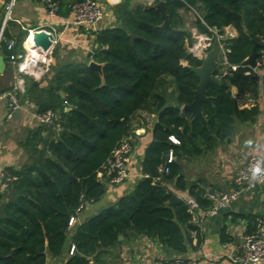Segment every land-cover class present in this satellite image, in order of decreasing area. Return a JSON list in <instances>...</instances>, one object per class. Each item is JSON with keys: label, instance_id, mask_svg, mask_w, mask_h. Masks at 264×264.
Here are the masks:
<instances>
[{"label": "trees", "instance_id": "trees-1", "mask_svg": "<svg viewBox=\"0 0 264 264\" xmlns=\"http://www.w3.org/2000/svg\"><path fill=\"white\" fill-rule=\"evenodd\" d=\"M78 1L60 0V5ZM164 1L170 27H163V17L154 5L114 0L115 21L98 32V46L88 60L52 65L47 86H42V80H32L26 88V98L37 106L38 113L51 109L59 114L60 128L39 127L24 144L28 163L7 169L16 179L7 190H0V264H46L48 254L63 253L71 217L81 204L104 195L106 187L98 176L101 166L128 136L130 118L143 108L159 114L155 140L143 161L148 176L116 205L75 229L74 254L66 264H91V257L97 260L119 244L121 235L128 238L135 233L158 238L173 252H187L192 243L190 232L198 233V227L187 201L158 180H173L179 189L187 188L179 159L202 154L216 144L215 137L230 135L236 119L254 121L259 114V107L240 109L232 88L254 98L264 88V75L261 80L260 74H247L250 69L243 67L253 41L264 34V0ZM182 10L197 13L195 28L201 32H208L209 26L219 30L232 27L237 33L225 45L229 63L240 67L208 84L212 102L202 104L206 126L191 122L190 112L181 113L183 105L193 102L199 82L188 66L202 62L188 52L192 37ZM25 37L16 40L14 52L25 54ZM2 49L8 59L11 52L5 44ZM91 59L102 64V74L89 67ZM170 86L173 91L168 92ZM65 101L71 106L68 111ZM45 130L49 131L46 138L42 137ZM171 136L180 144H173ZM170 151L177 160L169 163L166 155ZM160 167H168L169 172H160ZM190 193L198 204H211L197 184Z\"/></svg>", "mask_w": 264, "mask_h": 264}, {"label": "crops", "instance_id": "crops-1", "mask_svg": "<svg viewBox=\"0 0 264 264\" xmlns=\"http://www.w3.org/2000/svg\"><path fill=\"white\" fill-rule=\"evenodd\" d=\"M8 1L0 0V28L4 5ZM100 1L105 11V18L99 27L92 29L73 24L65 25L51 20L45 6L39 0H17L13 9L14 19L8 23L4 36L16 41L25 34L26 39L30 31L55 29L58 41L54 47L55 55L52 65L87 61L89 55L98 46L96 42L98 32L112 26L115 21L111 9V3L114 0ZM132 1V4L137 3L134 6L139 5V0ZM181 13L183 15V11ZM60 16L71 18L67 5L62 4ZM23 47L25 49L24 42ZM1 56L5 58V67L0 72V95L19 86L21 106L9 117L8 100L0 97V173L9 168L18 169L28 163L29 155L24 148L26 139L44 124L37 118V106L26 98V88L30 86L32 80H42V86L45 87L53 75L51 65L50 71L37 79L33 75L36 67L34 63L29 69H26L22 66L23 59L12 62L4 54ZM263 75L264 70L259 75L261 80ZM171 91H173V86L168 87V92ZM263 92L264 88L262 87L259 97L254 98L249 93L239 94L236 88H232V95L237 100L240 109L259 107V114L254 121L242 122L236 119L227 138L218 139L215 137L216 144L212 148L204 150L198 156L179 159L181 175L187 183V188L179 189L173 180L166 182L160 178L158 182L185 201L195 199L190 193V188L194 184H197L198 189L202 191V186H209L220 192L237 189L236 174L245 165L248 157L256 155L264 160ZM64 106L66 111L70 109L65 104ZM56 114L59 119V114ZM158 115L151 108H143L130 118V130L126 138L130 140L133 151L128 179L121 184H113L107 176L101 178L106 187L104 195L97 201L86 204L78 213L75 222L70 225V233L63 253L56 257L48 254L46 264H66L74 254L75 246L72 243V234L75 229L100 214L104 209L116 205L121 197L131 193L137 183L146 177L143 171V161L146 150L155 140L154 128L159 121ZM56 129L58 128L56 127L54 130ZM47 136H49V131L45 130L42 137L46 138ZM171 137L170 140L173 144H180L175 136L173 137L179 143L173 142ZM170 156L177 160L173 151L166 155V159H169ZM206 201L210 202L207 199ZM263 204L264 182L255 188L243 190L235 201L214 215H207V209L211 204L209 206L198 204V208L192 213V221L199 231L198 233L197 231L196 233L195 231L190 232L192 243L188 246L186 253L173 252L158 238L135 233L128 238L121 235L123 239H119V244L101 253L97 260L91 257L90 263L159 264L183 258L195 259L198 264H234L229 260V256L242 242L243 236L253 228L256 219L262 213ZM260 264H264V262Z\"/></svg>", "mask_w": 264, "mask_h": 264}, {"label": "built area", "instance_id": "built-area-1", "mask_svg": "<svg viewBox=\"0 0 264 264\" xmlns=\"http://www.w3.org/2000/svg\"><path fill=\"white\" fill-rule=\"evenodd\" d=\"M17 0H9L4 5V13L2 25L0 28V55L3 54L2 44H5L8 51L11 53L8 55V59L12 62H16L19 59H23V68L29 69L32 63L36 65L33 75L39 79L44 74L50 71V67L53 64L54 59V47L57 44L56 30H43L48 34H52L54 39L52 41V47L45 52V56L42 58L38 54L33 55L31 52L34 49H30L27 46V42L34 48L40 49L35 46L32 31L28 34L24 41L25 54L22 55L18 52H14L16 41L14 39H7L4 34L8 23L14 19L13 9ZM46 8L51 20L59 22L65 25L73 24L78 26H85L88 28L96 29L105 18V11L100 0H81L78 2L70 3L67 5L71 18L60 16V0H39ZM112 1V0H111ZM149 5H153L159 0H147ZM195 14H197L194 11ZM208 32H201L197 28L191 31L192 41L188 45V52L193 56L201 59L204 55L213 47L215 43H218L221 48L219 55L221 63L227 64L228 69L223 72H217L214 78L218 81L225 75H232L240 65H232L229 63L227 53L229 49L226 48V41L237 35L236 31L232 27H225L223 30H219L215 27L207 26ZM257 41L264 44V34L258 36ZM41 50V49H40ZM43 51V50H41ZM243 67H248L251 72L260 74L264 70V47H260L258 50V58L256 60V66L251 67L248 64H244ZM19 86H15L12 90L3 92L0 97L7 98L9 105V114L11 117L21 106V100L19 97ZM64 104L71 107L70 104L65 101ZM264 117V109H263ZM37 118L44 125H54L58 129L60 123H58V117L55 111L49 109L42 113H37ZM172 141L179 143L173 136ZM133 147L127 138L123 139L119 145L112 151L108 160L101 166L99 171V178H103L105 175L110 179L113 184H121L125 182L129 177V164L132 158ZM173 157L170 156L168 162H172ZM160 172L168 173V167H160ZM146 177L148 175H145ZM16 179L8 170H3L0 173V190H7L12 182ZM264 182V160L256 155H250L245 165L237 172L235 177V183L237 189L230 192H220L212 189L209 186H202L203 197L211 202L210 207L207 209V215H214L220 209L227 207L230 203L235 201L243 190L255 188L258 184ZM190 213L198 208V202L195 199H188ZM86 204H81L75 215L70 219V225H72L78 213L85 207ZM196 233V231H195ZM229 260L234 264H260L264 262V204L261 215L256 219L255 226L251 232L246 233L242 242L236 247L229 256ZM91 264H98L97 262H91ZM159 264H198L194 259L176 258L166 263Z\"/></svg>", "mask_w": 264, "mask_h": 264}, {"label": "water", "instance_id": "water-1", "mask_svg": "<svg viewBox=\"0 0 264 264\" xmlns=\"http://www.w3.org/2000/svg\"><path fill=\"white\" fill-rule=\"evenodd\" d=\"M154 7L160 11L163 17V27H170L169 16L166 12V2L164 0H159ZM35 46L40 48L43 51H47L52 47V41L54 36L48 34L43 30H38L32 35ZM133 37V36H132ZM260 47H264V44L259 43L258 41H253V47L249 58L246 60V64L251 67L256 66V60L258 58V50ZM221 48L218 43H215L213 47L204 55L200 66H188L186 61H181V64L188 66L191 71H193L199 78L198 84L195 86L193 91L194 99L191 104H186L182 106V114L190 112V121H198L204 126H206L207 121L203 115L202 104L211 103L212 98L207 95V86L210 83H216L217 80L214 78L215 73L223 72L228 69L227 64L221 63L220 55ZM5 67V58L0 57V72L4 70ZM89 67L97 69L102 74V64H99L95 61H90ZM119 239H123L122 236ZM46 253H49V249L46 250ZM0 257H3L0 254Z\"/></svg>", "mask_w": 264, "mask_h": 264}, {"label": "rangeland", "instance_id": "rangeland-1", "mask_svg": "<svg viewBox=\"0 0 264 264\" xmlns=\"http://www.w3.org/2000/svg\"><path fill=\"white\" fill-rule=\"evenodd\" d=\"M138 4L143 6H150L147 0H139ZM133 5H137V3L136 4L133 3ZM182 11H183V17L185 19V25L191 32L195 28L196 14L194 13L193 10H182Z\"/></svg>", "mask_w": 264, "mask_h": 264}, {"label": "bare ground", "instance_id": "bare-ground-1", "mask_svg": "<svg viewBox=\"0 0 264 264\" xmlns=\"http://www.w3.org/2000/svg\"><path fill=\"white\" fill-rule=\"evenodd\" d=\"M35 32V31H34ZM34 32L32 33V35H34ZM27 46L32 50V54L35 55V54H38L40 57H44L45 56V52L44 51H41L40 49H37V48H34L30 45V42H27Z\"/></svg>", "mask_w": 264, "mask_h": 264}]
</instances>
